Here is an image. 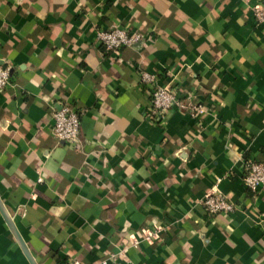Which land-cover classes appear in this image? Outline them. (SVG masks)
I'll use <instances>...</instances> for the list:
<instances>
[{
	"label": "crops",
	"instance_id": "0c3cea01",
	"mask_svg": "<svg viewBox=\"0 0 264 264\" xmlns=\"http://www.w3.org/2000/svg\"><path fill=\"white\" fill-rule=\"evenodd\" d=\"M262 3L0 0V198L36 264H264V188L243 182L264 162ZM114 25L147 39L109 53ZM143 72L206 113L154 124ZM63 106L75 144L52 133ZM214 188L233 213L208 215ZM0 264H30L1 212Z\"/></svg>",
	"mask_w": 264,
	"mask_h": 264
},
{
	"label": "built area",
	"instance_id": "2783aa9c",
	"mask_svg": "<svg viewBox=\"0 0 264 264\" xmlns=\"http://www.w3.org/2000/svg\"><path fill=\"white\" fill-rule=\"evenodd\" d=\"M253 17L258 25H264V3L253 8ZM98 41L109 53L118 54L124 48H133L142 45L146 36L138 32H131L119 25L110 29L100 30L97 33ZM142 82L152 87V106L147 112V117L156 125H163L166 120V112L177 109L192 117L203 116L206 109L191 97H180L177 91L158 84L157 75L150 72H143ZM13 85L11 70L7 66H0V90ZM81 121L79 112L70 106H63L56 110L53 115L52 133L60 144H75L80 140ZM42 182V178H39ZM243 182L248 190L258 193L264 188V162H251L247 166ZM202 204L209 216L217 214H231L237 206L231 199L214 188L206 195ZM150 235L146 240H150ZM138 241L133 245L137 246ZM115 257V256H113Z\"/></svg>",
	"mask_w": 264,
	"mask_h": 264
},
{
	"label": "water",
	"instance_id": "95a60500",
	"mask_svg": "<svg viewBox=\"0 0 264 264\" xmlns=\"http://www.w3.org/2000/svg\"><path fill=\"white\" fill-rule=\"evenodd\" d=\"M0 212H1L4 220L6 221L10 231L12 232L15 239L19 243V245L22 248L23 252L25 253L26 257L28 258L30 264H36V262L32 256V254L30 253L24 239L22 238L19 230L17 229L16 224H15L11 214L9 213L8 209L6 208L4 203L2 202L1 198H0Z\"/></svg>",
	"mask_w": 264,
	"mask_h": 264
}]
</instances>
